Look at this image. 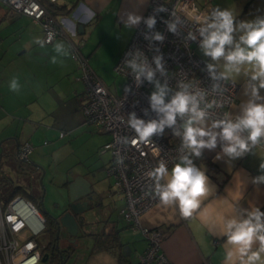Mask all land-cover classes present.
Listing matches in <instances>:
<instances>
[{"label":"built area","instance_id":"2783aa9c","mask_svg":"<svg viewBox=\"0 0 264 264\" xmlns=\"http://www.w3.org/2000/svg\"><path fill=\"white\" fill-rule=\"evenodd\" d=\"M1 1L13 12L40 22L44 41L50 32L55 33L54 39L66 36L57 15L47 8L43 0ZM45 1L54 3L57 0ZM161 7L164 10L158 11ZM150 16L156 19L151 29L145 22ZM165 21L176 25L175 32L169 30ZM205 21L210 23L211 19L195 0H149L129 44L114 66V71L124 78L119 92L111 91L89 66L81 52L80 41L75 40L71 44L73 59L77 61L80 78L85 84L86 99L81 106L84 120L110 135L102 150L111 154L106 170L112 177L113 191L121 194L123 199L120 215L130 226L140 229L147 241L136 264H172L161 250L166 231L162 227L141 226L139 219L159 201L155 197L156 181L150 175L152 170L161 162L167 167L179 163L189 151L183 147L180 138L190 114L183 118L177 115L174 125H165L162 133L153 134L147 142L139 141L130 128L128 121L133 113L145 123L159 122L164 118L163 113L152 107L151 96L159 91L157 86L152 87L153 82L165 88V104L170 103L176 92L186 91L196 97L198 108L205 111L204 120L212 124L225 118L232 122L237 120L228 110L237 99L238 83L225 78L214 66L209 71L210 62L197 52L203 41L199 29L206 26ZM156 33L163 36L162 41L154 39ZM137 53L154 71L152 81L145 75L137 81L127 66L128 61L136 59ZM156 57H160L161 69L156 68ZM166 130L171 133L170 140L164 136ZM215 131L220 129L215 128ZM242 134H247V131ZM226 144L217 136L216 147L204 148L201 152L213 161ZM31 149L30 144L20 145L17 158H26ZM118 158H122V162L118 163ZM159 182L165 184L164 178ZM43 223V215L31 200L20 195L4 203L0 199V264L41 263L44 246L39 244L35 235L44 228Z\"/></svg>","mask_w":264,"mask_h":264},{"label":"crops","instance_id":"0c3cea01","mask_svg":"<svg viewBox=\"0 0 264 264\" xmlns=\"http://www.w3.org/2000/svg\"><path fill=\"white\" fill-rule=\"evenodd\" d=\"M43 1L46 3L45 0ZM148 1L57 0L55 5L59 9H57L58 11L55 15H57L60 25L66 33V36L55 38H59L57 42L62 41L65 44L64 52H62L65 63L63 64V72L65 71L66 74L72 75L75 64L72 63L73 66L68 64V46L71 48L72 42L74 43L75 40H78L81 47L82 34L85 32V27L94 21V19L98 21L106 20L112 27L117 29L119 36H122L124 39L122 43L123 48L120 51L121 55L129 44L138 25H131L125 28L128 15L133 14L142 17ZM195 1L210 19L211 14L217 8L219 10L228 9L233 11L235 16L234 27L237 30L233 33V45H226V52L234 50L235 44L240 42L239 38L245 32L244 29H239L238 27L241 22H255L264 19V0ZM3 4L0 2V79L12 71V69L7 70L5 62L13 59V72L18 70L21 67L19 65L20 54L25 53L27 48L37 44L36 38L40 37L42 39L43 34L40 22L25 14L15 13L5 3ZM79 27H81L82 32L79 31ZM5 40L8 42L6 43ZM241 46L244 47L243 44ZM197 52L208 59L210 64L226 77L238 83L237 99L228 110L230 115L235 116L237 119L242 117L244 109L250 101L264 104V88L259 87V79H252V75L257 71L253 65L245 63L238 66L240 69L238 72L235 70L229 72L226 71L225 65L227 62L223 57L218 61H214L211 57L205 55L201 46L197 48ZM85 57L87 56L85 55ZM79 85L80 83H73L71 86L74 89L73 91L79 96L78 102L81 109L86 96L83 94L85 92L83 87L78 88ZM253 88L256 89V95H253ZM5 90L4 95L0 98V106L5 102ZM80 90L82 91L79 93ZM197 126H202L206 130L216 132L212 128V123L207 120H203ZM242 136H247V134H242ZM9 140L14 145L20 143L17 138H9ZM205 158L198 161L191 159L193 164L201 171H204L209 178V192L206 196L200 198V207L193 212L191 217H183L180 214L179 208L175 205L166 206L157 201L139 219L141 226L148 228L164 227L166 229V234L161 242V250L172 264H226V251L231 250L235 252V249L226 243L227 237L223 234L224 220L247 218L248 212L255 208L264 211V180L260 179L264 177V168H261V164H264V137H261L260 142L255 146H252L249 142V150L241 156L230 157L222 150L213 161L207 158L206 160ZM173 166L167 167L169 173ZM164 181L166 183L167 178H164ZM109 192L111 194L115 193L111 187ZM120 199V204L117 206V215L119 216H121L119 211L123 206L122 196ZM99 203V206H102L103 199H100ZM105 217V219L100 220L99 229L95 232L97 240L91 254L93 253L94 256L102 257L106 264L136 263L137 261H132L131 257L133 254H138L135 257H138L136 259L139 260L147 245V241L143 237L141 230L133 228L129 223L126 224L127 226H119L118 220L111 218V216ZM262 221H264V218H262ZM129 230L134 234H140L143 241L130 246L132 241L128 236L124 243L126 248L130 246L133 250L132 254L130 253L128 256L121 250L124 244L121 241V235L127 231L129 232ZM108 234L116 238L112 249L107 246L109 242L104 238V235ZM99 235H101V238H99ZM259 247V243L256 242L253 244L251 251H257ZM112 250L120 253V257H117L116 253L114 254ZM261 255L262 261H264V254ZM41 263L43 264V262ZM227 264H240V260L236 256H233L232 261L227 262ZM252 264H261V261H254Z\"/></svg>","mask_w":264,"mask_h":264},{"label":"rangeland","instance_id":"374dc122","mask_svg":"<svg viewBox=\"0 0 264 264\" xmlns=\"http://www.w3.org/2000/svg\"><path fill=\"white\" fill-rule=\"evenodd\" d=\"M96 21L94 19L86 25L80 49L87 56L89 66L108 88L119 92L124 78L114 71V66L122 55L120 51L124 39L106 20ZM58 39L45 43L43 48L38 43L27 48L19 57L21 67L14 72V60L5 62L7 70L12 71L0 79V98L7 88L5 102L0 106V140H3L0 145V199L3 203L10 199L14 187L19 186L21 191L17 194L31 200L48 223H51L49 215H55L67 202V181L75 176L86 177L96 191L97 201L103 199V203L102 206L84 211L86 226L78 233L76 243L70 244L69 248L72 249L64 264H106L102 257L91 254L100 220L111 216L118 220L119 226H127L128 223L117 215L121 196L109 192L110 187L113 189V181L106 169L111 154L103 151L102 145L110 139V135L84 121L79 96L71 85L80 83L78 88L83 87L85 91V84L80 78L79 66L69 46L68 64L73 66L74 63L75 66L72 75L63 72V54L54 53L53 47ZM52 57L57 58V63H51ZM13 78L19 84V90L15 92L9 87ZM157 85L159 83L154 81L152 87ZM164 136L170 140V131L166 130ZM9 138H17L20 145L32 146L27 157L39 166V171H44L42 185L35 182L34 176L17 166L15 145ZM25 165L28 164L23 162L22 166ZM43 188L42 205L46 214L40 205ZM128 236L132 241L130 246L143 241L140 234L129 230L121 235L122 243ZM35 237L41 245L47 244L49 240L48 231L44 229ZM130 246L126 248L124 243L121 248L128 256L133 252ZM135 255L131 257L132 261H138Z\"/></svg>","mask_w":264,"mask_h":264},{"label":"clouds","instance_id":"9594fccd","mask_svg":"<svg viewBox=\"0 0 264 264\" xmlns=\"http://www.w3.org/2000/svg\"><path fill=\"white\" fill-rule=\"evenodd\" d=\"M157 10L163 11L164 8L161 7ZM141 19L142 17L138 15L129 14L125 28L139 24ZM234 20L233 11L217 8L211 14V22L205 21L206 26L199 29L200 35L203 37L201 48L204 50L205 55L211 57L214 61H218L223 57L227 62L225 65L226 71L229 72L232 70L238 72L240 70L238 66L245 63L253 65L257 71L252 75V79H259V87L264 88V19L255 22H241L238 27L244 29L245 32L240 36V42L235 44L234 50L226 52V45H233V33L237 30L234 27ZM145 22L148 28L151 29L156 24V19L150 16ZM165 23L168 24L170 31L175 32L176 25L174 23H168L167 21ZM54 37L55 33L50 32L46 41L37 37L36 43L43 48L45 43H52ZM154 39L162 41L163 36L156 33ZM53 47L54 51L62 53L65 44L61 41ZM51 63H57V58L52 57ZM155 64L157 69H161L160 57H156ZM127 66L132 69L137 81H139L141 75H145L149 81L153 80L154 71L147 66L146 60L139 53H137L136 59L128 61ZM212 68L213 65L209 64V71ZM9 87L14 92L18 91V80L13 78ZM157 87L159 91L151 96L152 107L163 113L164 118L159 122L153 120L145 123L143 120L137 119L133 113L128 121L130 128L135 132L139 141H149L153 134L162 133L165 125H174L177 115L183 118L185 114H190V117L184 125L183 147L189 149L191 154L196 157L201 155V150L204 148H215L217 136L227 142L223 147V152L230 157L241 156L249 150V142L252 146H255L260 142V138L264 137V104L250 101L244 109L243 116L238 118L236 122H232L227 118L215 121L212 128H219L220 131L214 132L206 130L202 126H197L204 120L206 113L198 108L195 96L189 95L186 91H178L170 103L165 104V88L159 87V85ZM253 95H256L255 88H253ZM244 131H247V136L241 135ZM117 162H122V158H118ZM261 168H264V164H261ZM150 175L156 181L155 197L159 199L162 205H175L178 207L180 214L185 218L193 215V212L200 207V198L206 196L209 192L208 176L193 164L188 155L182 156L180 162L172 167L170 173L167 166L161 162L152 170ZM163 178H167V182L160 184L159 181ZM260 179L264 180V177ZM262 218H264V211L255 208L248 212L247 218L224 220L223 234L227 237L226 243L235 249V252L226 251V264L232 261L233 256L240 260V264H252L254 261H261V264H264L261 255L264 254V221H262ZM256 242L259 243L260 247L253 252L251 249Z\"/></svg>","mask_w":264,"mask_h":264},{"label":"water","instance_id":"95a60500","mask_svg":"<svg viewBox=\"0 0 264 264\" xmlns=\"http://www.w3.org/2000/svg\"><path fill=\"white\" fill-rule=\"evenodd\" d=\"M80 28L81 27H79V31L82 32V29ZM2 142L3 140H0V145ZM17 148H18V144L16 143L15 151L17 150ZM22 160L26 161L27 159L24 158ZM29 163L39 168L37 164L32 163L30 161ZM39 183L42 185V175L39 177ZM67 188H68V201L70 202L68 209L66 210L61 207L55 215H49L52 221L56 225V229L54 232L56 240L59 237V231L61 227L65 229L66 234L68 236L75 237L78 234V230L80 227V225L78 224V220H80L81 216L83 217V219H85L84 211L92 207L97 208L100 205V203L98 202H96L95 204L93 203V200L98 196H96V191L93 190L91 182L86 177H83L82 175L75 176L68 182ZM43 192H44V188H43ZM83 196H87V200H80V198ZM40 205H41V210L46 214L47 212L42 205V198L40 199ZM77 215H80L79 218H77ZM44 224L45 223H43V226ZM54 249L59 254L58 255L59 264H64L70 255V251H68V249H65L64 251L67 252L68 255H66L64 259H61L62 250H60L58 247V240L56 242ZM48 255H49L48 252H44L41 256V261L45 262L47 260Z\"/></svg>","mask_w":264,"mask_h":264},{"label":"flooded vegetation","instance_id":"af4514ba","mask_svg":"<svg viewBox=\"0 0 264 264\" xmlns=\"http://www.w3.org/2000/svg\"><path fill=\"white\" fill-rule=\"evenodd\" d=\"M19 146H20V144H18V148H19ZM18 148H17V150H18ZM17 150L15 151V156H16V159H15V161L17 162V166L18 167H20L22 170H25V172H27V173H29L30 174V176H34L33 178H34V180H35V182L38 184V182H39V177L42 175L43 176V174H44V171L42 172V171H39L38 169H40V168H37V167H35V166H33V165H31L30 163H29V160H28V157H26V161H23L22 159H24V158H22V159H18L17 158ZM27 163L28 165L26 166H22V163ZM70 181V180H69ZM69 181H67V182H69ZM42 194V196H41V198L44 196V192H43V190H42V192H41ZM80 200H87V196H83V197H81L80 198ZM96 202H98L99 203V201H97V198H95L94 200H93V203L95 204ZM69 204H70V202L68 201V197H67V202H66V205H64V207H62L63 209H68V207H69ZM59 211V210H58ZM79 216L80 215H77V218H79ZM86 223V220L85 219H83V217L81 216V218H80V220H78V224L80 225V227H79V230H78V233L80 232V230L81 229H83L84 230V227H85V224ZM53 228H54V231H55V229H56V225H55V223L53 222ZM78 235V234H77ZM77 235L75 236V237H72V236H68L67 234H66V231H65V229L63 228V227H61L60 228V231H59V237H58V247H59V249L60 250H62V256H61V259H64V257L66 256V255H68V253L67 252H65L64 250L65 249H68V251H70L71 252V249L72 248H69V246H70V244L71 243H76V238H77ZM57 240L55 239V235H54V242L53 243H51L52 245H49L48 247H46V248H44V250H43V253L44 252H48L49 253V255H48V257H47V260L45 261V262H43V264H59V254L55 251V245H56V242H57ZM42 262V261H41Z\"/></svg>","mask_w":264,"mask_h":264},{"label":"trees","instance_id":"16d2710c","mask_svg":"<svg viewBox=\"0 0 264 264\" xmlns=\"http://www.w3.org/2000/svg\"><path fill=\"white\" fill-rule=\"evenodd\" d=\"M46 6H47V8L52 12V13H54V14H56V12L58 11L57 9H59V8H57V6L55 5V2L54 3H48L47 1H46ZM85 96H86V94H85ZM82 106V105H81ZM82 109V108H81ZM180 141L181 142H183V137H181L180 138ZM189 150V149H188ZM188 156H189V158L190 159H193V160H195V161H198V160H204L203 158H205V156H204V154L201 152V155L199 156V157H196L194 154H191V152H190V150L188 151ZM206 159V158H205ZM207 160V159H206ZM19 191H21V188L19 187V186H15L14 187V189H13V191H12V193H11V198L13 197V196H15V195H18L17 194V192H19ZM44 230H47L48 231V235H49V240H48V242H47V244H45V245H43L44 246V248H46V247H48L49 245H52L51 243H53L54 242V228H53V221H51V223H48V221H47V219H46V217H45V220H44ZM154 229H157V228H160V227H153ZM165 231H166V229L164 228V227H162ZM104 238L106 239V240H108V242H109V244H107V246H109L111 249L114 247V242L116 241V238L113 236V235H111V234H108V235H104ZM117 246V245H116ZM112 252H114V254L116 253V255H117V257H120V253H117V251H113L112 250ZM121 260V259H120ZM134 264H136V263H134Z\"/></svg>","mask_w":264,"mask_h":264}]
</instances>
